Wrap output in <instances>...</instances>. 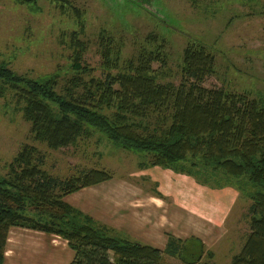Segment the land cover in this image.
Instances as JSON below:
<instances>
[{
  "label": "trees",
  "instance_id": "1",
  "mask_svg": "<svg viewBox=\"0 0 264 264\" xmlns=\"http://www.w3.org/2000/svg\"><path fill=\"white\" fill-rule=\"evenodd\" d=\"M15 1L22 5L40 0ZM72 11L81 32L79 12ZM68 43L70 75L65 79L57 73L17 75L0 61V98L11 99L31 139L57 151L99 135L115 149L142 154L138 167L144 169L158 167L203 186L235 180L250 202L248 234L228 264H264V95L203 87V80L213 74V57L202 45L183 48L179 83L174 85L158 82V69L165 63L159 48L141 49L121 60V45L100 32L96 77L83 62L86 44L77 32L69 34ZM44 160L34 146L23 144L0 175V264L12 227L64 241L73 254L67 264H162L163 256L182 264L201 261L203 244L196 238L167 235L158 250L96 223L63 199L110 180V173L87 169L60 179L43 169Z\"/></svg>",
  "mask_w": 264,
  "mask_h": 264
},
{
  "label": "rangeland",
  "instance_id": "2",
  "mask_svg": "<svg viewBox=\"0 0 264 264\" xmlns=\"http://www.w3.org/2000/svg\"><path fill=\"white\" fill-rule=\"evenodd\" d=\"M65 1L67 4L59 3L63 6L60 8L58 3L44 0L22 5L15 0H0V61L12 72L29 78L52 73L67 78L70 75L69 34L77 32L79 40L86 44L83 62L98 77L100 59L96 40L99 33L104 32L116 46L121 45V60L133 58L141 49L159 48L165 56L162 69H158L162 73L158 79L160 83H179L181 52L189 44H198L213 57V74L203 80V87L245 92L251 97L255 93L264 95V0ZM72 8L79 12L83 26L81 32ZM152 68L157 69L158 65L152 64ZM23 144L39 150L45 158L43 169L60 179L76 175L81 170L102 169L110 173V184L119 181L128 192L130 186L138 189V195L153 197V192H158L155 181L160 183L165 179L166 186L171 187V195L161 200L166 204V216L177 212L189 219L191 222H183L186 232L205 228L199 237L203 244L199 264H228L248 234L247 208L250 202L235 180L228 179V184L220 187L203 186L191 177L179 175L187 180L171 182L167 175L175 179L178 174L170 171L169 175L168 170L158 167H138L143 161L142 154L115 149L99 135L79 140L71 147L48 150L31 139L28 124L22 120L11 99L8 96L0 98V175L5 173L6 164ZM191 182L205 188L202 197L196 194L198 197L191 199L183 194ZM228 194L232 197L230 204ZM81 196L88 202L80 204L78 198ZM92 199V194L78 193L73 196L75 203L72 204L81 211V205L86 204L88 208ZM209 206L216 209L212 225L206 220ZM224 207H228L227 212ZM224 215L221 225H217L216 221ZM9 230V242L30 244L44 238L45 242L52 240L65 246L61 239L43 236L39 232L20 228ZM112 230L131 242L147 244L125 232ZM12 231L18 234L10 235ZM187 237V234L182 236ZM28 254L23 252L22 256ZM207 254H211L210 260L206 258ZM162 258V264H182L174 258Z\"/></svg>",
  "mask_w": 264,
  "mask_h": 264
},
{
  "label": "crops",
  "instance_id": "3",
  "mask_svg": "<svg viewBox=\"0 0 264 264\" xmlns=\"http://www.w3.org/2000/svg\"><path fill=\"white\" fill-rule=\"evenodd\" d=\"M168 173L171 175L170 171ZM176 177L174 179L172 176L169 177L167 175V179L171 182L177 181L178 179H186L179 175ZM152 178L153 177H151V180ZM155 182L158 186V192L162 194L164 198H168L171 195V187L166 186L165 179L161 180L160 183L157 181ZM136 189L129 186L128 192V190L122 187L119 181L117 184H110L107 180L93 186L82 188L79 191L64 197L65 199L63 200L70 206L75 207L72 204L75 203L73 196L83 192L92 194L93 199L90 201L92 202L91 205L86 208V204H82V210H79L80 212L90 216L95 222L97 221L99 224L106 226L107 228H115L120 232H125V234L135 238V240L146 242L147 244L144 245L151 247L155 245L158 247L156 248L158 250L164 248L167 235L173 236L179 240H184L182 236L187 234V236H189L187 238L193 237L199 240L200 235H202V230H205V228L202 230L195 229L193 232H186V229L183 227V222H185V220L191 222L189 219H185L179 213H175L174 211V214L167 217L165 213V203L147 194L138 195ZM204 191L205 188L197 186L191 182V184L187 185L186 192L183 194L188 195L191 199H196L198 195H201L202 197ZM124 196L129 197V199L125 200L126 197ZM231 198V195L228 194L227 199L229 204L231 203ZM78 199L80 204L88 202L83 196ZM94 203H97L98 206L97 204L95 206ZM209 209L210 213L206 216V220L212 225V221L216 215V209L210 206ZM224 209L225 212H227L228 207H224ZM224 217L225 215L216 221L217 225H221ZM176 218H179L180 220H177ZM21 230L26 231V229ZM9 231L10 230H8L7 235L9 234ZM17 234L18 232L12 231V234L10 235ZM40 235L44 236L45 234L40 233ZM8 239L9 238H6L5 241L3 264H67L73 255L67 248L66 244L65 246H61L53 243L52 240L45 242L44 238L39 242L30 244L15 241L9 242ZM23 252H29L28 256L23 257Z\"/></svg>",
  "mask_w": 264,
  "mask_h": 264
}]
</instances>
